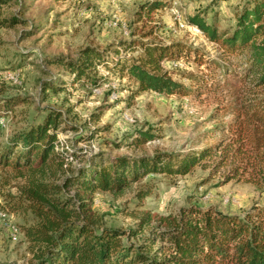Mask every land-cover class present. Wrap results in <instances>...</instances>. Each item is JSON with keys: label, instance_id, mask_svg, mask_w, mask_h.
<instances>
[{"label": "trees", "instance_id": "1", "mask_svg": "<svg viewBox=\"0 0 264 264\" xmlns=\"http://www.w3.org/2000/svg\"><path fill=\"white\" fill-rule=\"evenodd\" d=\"M8 2L0 0V25L26 24L19 16L1 17ZM166 5L144 2L137 16L150 23ZM187 23L219 52L216 58L195 57L194 62L205 66L200 73H184L188 83L175 80L163 67L164 61L177 60L184 46L152 37V29L133 31L129 40L105 47L85 44L74 58L45 59L61 73L44 82L42 93L67 96V85L95 86L102 81V66L133 82L129 98L151 91L165 96L224 94L228 101L212 113L215 123L207 135L216 140L197 150L89 154L76 147L108 130L97 125L100 113L92 114L86 131L78 133L67 114L53 107L0 142V174H6V183L17 181L16 194L7 195L3 210L31 216L32 223L23 229L30 264H264V206H253L242 216L196 205L168 214L141 210L133 213L135 223L125 230L102 225L93 209L96 192L120 195L143 182L135 191L140 205L154 190L153 181H144L147 176L174 181L197 165L206 166L209 159H215L214 167H226L224 183L246 176L244 181L264 191V0H247L230 29L219 31L199 13ZM20 101L0 99V112L11 111ZM68 130L76 134L60 140L59 133ZM135 138V143L153 139L148 133Z\"/></svg>", "mask_w": 264, "mask_h": 264}, {"label": "rangeland", "instance_id": "2", "mask_svg": "<svg viewBox=\"0 0 264 264\" xmlns=\"http://www.w3.org/2000/svg\"><path fill=\"white\" fill-rule=\"evenodd\" d=\"M8 1L9 7L3 8L1 17L19 16L26 24L0 25V99H21L11 111L0 112V142L40 119L48 107L66 113V119L79 127L78 133L86 131L85 122L92 114L100 113L97 125L108 130L76 147L89 154L151 156L156 151L197 150L216 140L207 132L215 123L211 120L212 113L228 101L224 94L165 96L146 91L129 98L135 89L133 82L126 76L111 74L102 66L98 67L102 81L95 86L67 85V96L50 91L42 93L44 82L61 73L45 59L53 55L74 58L85 44L105 47L129 40L133 31L152 29V37L167 43L180 42L184 46L179 58L164 61L163 67L175 80L188 83L182 78L183 74L200 73L205 66L194 62L195 57L216 58L219 53L195 26L187 23L188 17L199 13L219 31L230 29L247 0H157L167 5L156 11L146 24L139 20L137 8L152 0ZM68 107L70 112L66 111ZM140 133H148L153 139L135 143ZM75 134L68 130L58 136L63 141ZM205 165L195 166L190 173L174 181L165 175L147 176L144 181H153L154 190L140 205L135 191L143 182L120 195L96 192L93 209L102 225L125 230L135 223L133 213L141 210L168 214L183 206L196 205L200 208L212 206L242 216L253 206H264V191L244 181L246 176L224 183L226 167H214L215 159L207 160ZM5 175L0 174L2 210L7 195L16 194L17 183L15 180L6 183ZM5 219L17 226L19 233L12 238L6 222H0V264H30L23 229L32 223L31 216L8 213Z\"/></svg>", "mask_w": 264, "mask_h": 264}, {"label": "built area", "instance_id": "3", "mask_svg": "<svg viewBox=\"0 0 264 264\" xmlns=\"http://www.w3.org/2000/svg\"><path fill=\"white\" fill-rule=\"evenodd\" d=\"M8 213L5 210L0 209V222H6V217H7ZM5 226L8 227L9 229V233L11 235L12 238H15L16 235L19 233V228L11 223H5Z\"/></svg>", "mask_w": 264, "mask_h": 264}]
</instances>
